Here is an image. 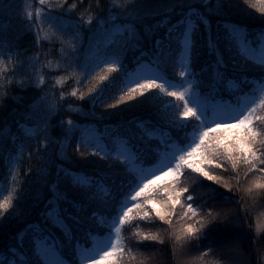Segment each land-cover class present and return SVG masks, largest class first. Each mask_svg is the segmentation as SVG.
Returning a JSON list of instances; mask_svg holds the SVG:
<instances>
[{"label":"snow or ice","instance_id":"6c2138e0","mask_svg":"<svg viewBox=\"0 0 264 264\" xmlns=\"http://www.w3.org/2000/svg\"><path fill=\"white\" fill-rule=\"evenodd\" d=\"M38 3L24 0L17 14L39 52L27 55L21 37L0 26V112L10 88L39 92L23 113H7L0 127L7 169L0 264H148L139 251L149 246L145 241L170 240L183 254L193 241L209 239L205 230L229 213L223 206L205 209L197 199L224 196L217 185L249 196L264 192V26L230 21L244 5L257 8V0ZM258 3L264 18V0ZM14 9L0 0V15ZM85 26L92 33L87 39ZM69 79L91 86L64 91ZM67 97L89 99V111L73 109L83 120L57 121ZM132 104L147 116L97 126L113 114L109 109ZM34 158L39 187L25 212L21 168ZM32 172L29 167L27 175ZM186 173L196 174V187L184 183ZM205 181L213 184L198 196ZM11 218L23 226L5 232ZM138 221L162 222L161 230L144 231ZM255 228L259 238L264 219L257 217ZM126 231L138 238L132 247ZM213 251L206 245L191 264H239L238 246L206 260Z\"/></svg>","mask_w":264,"mask_h":264},{"label":"trees","instance_id":"16d2710c","mask_svg":"<svg viewBox=\"0 0 264 264\" xmlns=\"http://www.w3.org/2000/svg\"><path fill=\"white\" fill-rule=\"evenodd\" d=\"M8 3L15 5V9L7 14L0 15V26H3L6 33L9 36L15 37L20 36V46L21 49H28L27 55H32L33 53L39 52L40 49L36 45V37L32 32H25L24 25L26 21L21 20L17 14L19 7L24 2V0H7ZM71 3L72 0H69ZM105 7L111 2V0H102ZM88 0H84L82 7H86ZM35 6L39 7L38 0H35ZM259 3L257 0V8H249L247 5H244L240 12L233 13L230 17V21H241L247 24L252 25L255 28L264 26V18L261 17V14L258 11ZM85 38H89L92 33L85 26ZM51 47L48 44L44 45L45 49ZM55 48H59V45H56ZM58 58V53H54ZM52 58L51 56L49 57ZM129 61L133 60V56L130 54L128 57ZM49 77L52 75L58 74L55 71L46 70ZM62 74V73H59ZM90 83H81L77 85L73 80L69 79L64 85V91H71L72 88L79 87L82 91H86L90 87ZM10 95L6 99V111L0 112V127L5 124V117L7 113H23L28 104L39 95L38 90L35 87H29L27 89H21L18 86L10 88ZM12 93H16L18 96H23V100L17 102L16 99L12 98ZM58 94V93H57ZM173 99L174 98H168ZM111 102V101H110ZM71 104L72 107L68 108L67 105ZM83 108L86 112L92 108V104L89 99L86 97L85 100L80 101L76 97H67L65 98L64 106L59 116L56 117L57 121L61 118L71 117L75 120H83L84 118L76 114L73 109ZM18 110V113L15 112ZM99 111H104L103 107H98ZM108 111L113 114L102 121H97V126L103 130L106 125H116L121 122L132 121L137 118H142L147 116V111L143 106L132 104V106L126 107L120 105L118 109ZM88 122V121H84ZM75 155V153H73ZM78 158V157H77ZM38 159H33L29 162L27 159L24 160L21 171L24 175L21 179L24 182L23 197L20 201V207L25 212L31 208L33 200L37 194L38 183L33 179L35 177V170L38 165ZM31 167L33 169L32 175H27V169ZM219 174H223L226 178H230L231 173H224L223 170H218ZM7 174L6 166L3 161L0 160V196L6 195V189L4 183H2L4 176ZM252 176L250 175L248 180L242 181V186H246L250 183ZM184 183L189 184L191 187H196L199 182L196 179V174L186 173L183 178ZM235 185V181H232ZM213 182L205 181V184L202 188H197V194L206 193L209 191V186ZM220 192L224 193V196L218 197L216 200L205 202L203 200L197 199V203L200 204L203 208L207 209L210 205H217L216 211H220L221 207H224V211L228 212L229 215L221 216L219 221L213 223L205 231H211L209 239L200 241H193L191 244L187 245L183 254H178L171 243L170 240L166 241L164 245H160L155 241H145L147 247H142L139 251L143 253V257H150L148 264H191L193 257L199 256L200 252L204 250L206 245L211 244L213 247V254L209 257H206V260L211 261L214 258H217L220 253L231 247L238 246L241 250L239 255V264H264V233L258 234L255 228L257 223V217L264 219V216L261 214L264 213V192H254L251 196L246 193L237 192V189L234 187L233 191L229 192L228 189H225L219 185L216 186ZM227 197H233L234 199H227ZM196 205L194 204V207ZM101 214L104 213V209H97ZM160 224L150 225L148 222H137V226L142 228L144 231H160ZM249 225H252L251 227ZM22 224H18L15 218H11L7 224H5L4 231L15 230L17 227H22ZM167 227V226H164ZM135 229H132L134 231ZM125 235L129 237V247H132L138 238L131 237L129 231L125 232ZM203 235V234H202ZM199 245V246H198ZM142 257V258H143ZM135 264V262H133Z\"/></svg>","mask_w":264,"mask_h":264},{"label":"rangeland","instance_id":"374dc122","mask_svg":"<svg viewBox=\"0 0 264 264\" xmlns=\"http://www.w3.org/2000/svg\"><path fill=\"white\" fill-rule=\"evenodd\" d=\"M34 3H35V0H34ZM38 7V6H37Z\"/></svg>","mask_w":264,"mask_h":264}]
</instances>
